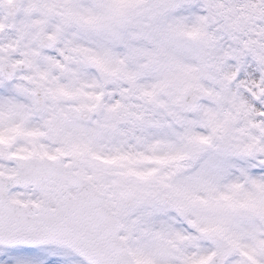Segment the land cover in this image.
I'll return each mask as SVG.
<instances>
[{
    "label": "snow or ice",
    "instance_id": "1",
    "mask_svg": "<svg viewBox=\"0 0 264 264\" xmlns=\"http://www.w3.org/2000/svg\"><path fill=\"white\" fill-rule=\"evenodd\" d=\"M0 264H264V0H0Z\"/></svg>",
    "mask_w": 264,
    "mask_h": 264
}]
</instances>
